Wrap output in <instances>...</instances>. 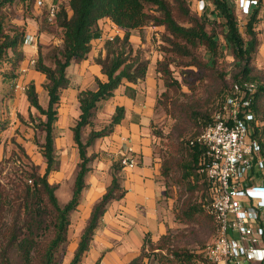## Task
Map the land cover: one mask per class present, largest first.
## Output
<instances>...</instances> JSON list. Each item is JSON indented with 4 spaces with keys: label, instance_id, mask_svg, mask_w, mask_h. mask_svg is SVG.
I'll return each instance as SVG.
<instances>
[{
    "label": "trees",
    "instance_id": "1",
    "mask_svg": "<svg viewBox=\"0 0 264 264\" xmlns=\"http://www.w3.org/2000/svg\"><path fill=\"white\" fill-rule=\"evenodd\" d=\"M15 1L0 0V7L6 4L12 5ZM18 1L26 5L36 2V0ZM209 1L214 6L212 11L216 16L214 20L210 19L207 12L200 17L193 15L186 0H69L67 5L61 7L54 24L63 30V45L52 50L51 66L45 64L41 51L35 66V70L43 74L47 80L44 88L49 96L48 108L44 109L40 105L34 84H31L26 91L30 106L46 117L42 128L45 132L43 149L47 169L44 175L39 174L37 169L32 172L19 169L14 174V179L7 183L10 184V189L0 184V264H59L58 256L64 252L69 242L72 215L80 206L82 193L87 188L86 177L96 159L94 154H89V148L96 140L113 133L114 128L124 119V108H116L109 126L101 131L92 130L86 143L83 141V132L87 127L93 126L92 119L101 103L114 97L116 90L125 81L140 84L146 80L149 61L141 50H134L130 37L133 32L142 31L147 26L165 28L169 34L166 42L170 45L171 52L183 59H191L184 65L185 67L202 66L194 56V50L200 47L206 48L212 65L215 64L219 54V35L215 31V26L218 24L223 26L225 41L232 49L241 69L234 83L247 81L256 83L257 86L251 106L255 116V121L250 127L251 138L258 142L264 154V83H258L251 77L252 59L259 45L255 31L260 21L259 10L256 9L248 20L246 28L249 39L246 41L239 29L234 1ZM148 6L156 7V14H149ZM105 19L110 20L124 33L106 44V58L100 57L96 60L102 68L106 81L97 80L96 90H86L79 94L81 114L72 132L80 162L72 199L66 205H61L56 195L57 185L49 181V176L58 163L54 130L58 120L61 93L69 86L67 69L73 61H83L88 57L92 51V41L98 33L99 22ZM218 19L222 20V23H218ZM209 27H212L211 31ZM25 36V27H14L12 31H5L0 24V63L2 68L6 67L9 70V73H4L9 80L18 77L15 73L24 59L19 50L23 46ZM159 66V72L164 73L166 78V85L179 86L177 80L169 83L170 71L161 69L162 63H159ZM195 116L198 117L195 124L201 133L211 123L212 118L202 114ZM197 138L187 142L190 162L180 168L179 183L192 193L203 186L206 195L202 197L203 201L199 205H191V202H188L183 207L180 216L182 221H192L203 214L212 219L204 209L210 195L206 178L201 173L205 161L203 159L205 149L197 142ZM120 170L122 167L113 166L111 184L101 201L92 208L70 264H82L90 251L95 232L108 205L112 201L124 198L126 192L121 185ZM170 172L168 167L163 170L165 176H169ZM8 214L11 215L9 221ZM150 240L152 241L149 237L146 238L140 256L130 264H149L146 259V246L152 243ZM172 256L174 258L170 259L169 264H199L202 258L201 254L193 255L188 251L180 250L172 251Z\"/></svg>",
    "mask_w": 264,
    "mask_h": 264
},
{
    "label": "rangeland",
    "instance_id": "2",
    "mask_svg": "<svg viewBox=\"0 0 264 264\" xmlns=\"http://www.w3.org/2000/svg\"><path fill=\"white\" fill-rule=\"evenodd\" d=\"M186 1L193 15L200 17L204 12H207L211 20L216 19V16L212 14L214 6L209 0ZM235 7L239 29L246 41L249 39L246 28L248 20L256 9L259 10L260 21L255 28L259 45L252 59L251 77L258 83H264V0H259L258 6L253 7L249 15L242 14L236 4ZM155 11L156 7L148 6L147 12L149 14H156ZM217 21L218 23H222L220 19ZM0 24L4 27L5 31H12L14 27H36L38 30L51 31L50 27H54L52 32L56 36H62L56 28L57 26L47 21L44 7L37 8L33 2L26 5L16 0L12 5L6 4L0 7ZM103 27L115 26L111 23H104ZM208 29L211 31L212 27ZM215 31L219 35V54L216 57L214 65H212L205 47L194 50V56L198 63L201 62V67H185L184 65L189 63L191 59H183L171 52V47L166 42L169 34L164 27L150 25L142 31L134 32L142 40V47L135 48L134 50H141L143 56L149 61L148 67L150 65L152 68L155 67L158 88L156 89V102L151 122V136L154 158L158 159V164L160 165L159 182L164 184L166 188L165 199H162L161 202L165 204L167 231L159 239L150 240L152 243L147 244L146 259L149 261V264H169L170 259L174 258L173 256L171 257L172 251L175 250L188 251L190 254L199 255L204 247L215 238L214 220L207 215L203 214L198 219L196 218L192 221H182L180 218L182 209L188 202H191V205H199L203 201L202 197L206 195L204 194L205 189L203 186H200L197 191L192 193L179 183V177L181 176L180 168L188 165L190 162L187 142L200 135L199 129L195 124V120L198 117L195 115H209L212 118L214 113L224 104L227 95L230 94L235 78L240 74L241 70L232 49L228 47L225 41L223 26L221 24L216 25ZM114 33H116V29H112V34ZM120 34L123 35V33ZM22 49L20 48L19 51L23 54ZM44 49L41 50L40 47L39 52L44 51L45 64L51 66L53 49L49 51H46L47 48ZM23 62L24 59L20 62L19 69L16 70L15 74L18 77L13 80L6 78L4 73H9V70L6 67L2 68V64L0 63V184L7 187V189H10V184L7 183L14 179L13 176L17 173V170L23 169L24 171L32 172L34 169H37L39 174L44 175L46 167L43 149L45 132L42 128V125L46 122V117L42 116L35 108L36 111L32 114L30 109H28L30 106L29 102L21 104V106H19L20 104H17V106L13 104V100L20 101L24 99L23 95L26 94L28 87L31 85L27 83L25 77L27 74L25 72L26 69L23 70L22 67ZM36 62L30 64L29 68L35 69ZM159 63L163 64L161 69L170 71L171 77L169 83L177 80L179 86L169 87L166 85L164 73L159 72ZM46 82L47 80L41 90L48 94L44 88ZM17 94H19V97ZM112 114L104 112L103 106L99 107L92 119L93 126L87 127L83 132L84 143H86L88 137L84 136L85 131L103 130L112 122L114 115ZM58 120L54 130L55 141L61 135L56 130ZM94 144L92 145L93 148ZM31 146H34L35 156H32L28 151V147L30 148ZM75 147L78 150L76 144ZM93 154L96 156L93 164L97 162L98 165L105 167L101 171L102 176L105 174L107 177L110 174L112 175L114 165L122 167V169L124 168L120 163L122 156L114 157L103 151H99L98 153L93 152ZM79 162L78 152V163L75 166L76 175ZM166 167L171 171L169 176L163 174V170ZM121 171H119V174H121ZM75 174L74 177L76 179ZM65 177L60 182V186L55 183L59 186H57L56 195L61 205H65L62 203H64V196L66 195L65 193H68L70 185L67 173ZM50 179L51 176H49V181L53 183L54 180ZM73 188L74 182L72 195ZM10 218L11 215L8 214V221L11 220ZM75 227L76 225L73 223L72 218L70 231L76 233L78 225ZM70 231L69 242L64 252L58 256L59 264L70 263L67 259L68 247L73 242L72 237L70 239ZM149 238L152 239L151 237ZM158 247H161V249H157Z\"/></svg>",
    "mask_w": 264,
    "mask_h": 264
},
{
    "label": "crops",
    "instance_id": "3",
    "mask_svg": "<svg viewBox=\"0 0 264 264\" xmlns=\"http://www.w3.org/2000/svg\"><path fill=\"white\" fill-rule=\"evenodd\" d=\"M51 2L52 0H44L43 7L46 10V15L47 8ZM35 6L39 7L36 2ZM104 23L113 24L107 19L100 21L98 33L92 41V51L88 57L83 61H73L67 69L69 86L62 91L58 106L59 120L56 130L61 133L55 141L58 163L50 176L54 180L53 183L59 186L63 178H66L65 174L67 173L69 176L68 193H65L64 203H62L65 205L72 199L75 166L78 163L79 151L75 147L72 132V128L81 114L78 97L82 91L96 90L97 80L106 81L102 68L97 64L96 60L100 57L104 59L107 56L106 44L108 42L105 36L112 34V29L118 28L103 27ZM25 28L26 36L35 35L38 42L36 45L22 46V52L25 57L22 67L23 70L26 69L25 72L27 74L25 77L27 83L34 84L36 87L40 105L47 109L49 96L41 90L46 78L35 69H30L29 65L32 62L35 63L39 58L40 47L41 50L47 48L46 51L61 47L63 39L62 36H56L52 32L54 27H50L51 31L38 30L36 27ZM56 28L62 34L63 30ZM121 33L124 32L121 30ZM130 42L134 49L142 47L141 37L134 32L130 37ZM43 54L44 51L42 52ZM155 73V67L152 68L150 65L147 70L146 80L143 83L131 84L125 81L116 90L114 97L99 106H103L104 112H109L110 114L113 112L115 114L117 107H123L125 116L122 122L114 128L110 136L96 140L94 148L91 146L93 149H89L90 155L93 152L103 151L108 155L121 157L127 153L137 159L138 165L134 169H122L120 176L122 188L126 192L125 196L121 200L112 201L108 205L95 232L90 251L82 264H97L98 262L99 264H130L140 256L147 237H151L154 241L166 234L165 204L161 202L162 199H165L166 188L164 184L159 182L160 165L158 164V159L154 158L151 136V122L156 102V89L158 88ZM128 89L130 90L128 91ZM17 95L19 97V94ZM23 96V100H13V104L16 106L17 104H20L19 106L26 104L28 97L26 94ZM29 107L28 109L33 114L36 110ZM89 132L91 131L86 130L84 136L87 137ZM28 151L32 156H35L34 146L28 147ZM46 169L47 165L44 169L45 172ZM104 169L105 167L95 162L86 177L87 188L82 193L79 210L72 217L73 223L76 227L78 225V228L76 233L70 231V239L72 237L73 242L68 247L67 259L69 262L72 261L74 252L79 245L92 208L101 201L106 189L111 184L113 173L112 175L110 173V175L107 174L109 175L108 177L105 173L102 176L101 171Z\"/></svg>",
    "mask_w": 264,
    "mask_h": 264
},
{
    "label": "built area",
    "instance_id": "4",
    "mask_svg": "<svg viewBox=\"0 0 264 264\" xmlns=\"http://www.w3.org/2000/svg\"><path fill=\"white\" fill-rule=\"evenodd\" d=\"M69 0H52L47 21L54 24L61 7ZM244 15L258 6V0H233ZM43 7L44 0H36ZM116 27V26H115ZM105 36L107 42L121 30ZM27 35L23 46L36 45ZM34 62H32L33 64ZM256 83H234L224 104L200 133L197 142L204 149L201 173L209 187L204 209L215 223V238L201 251L199 264H264V154L251 138L255 116L251 110ZM124 168L137 167V159L122 155Z\"/></svg>",
    "mask_w": 264,
    "mask_h": 264
}]
</instances>
